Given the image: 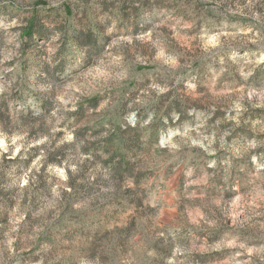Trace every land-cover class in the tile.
Listing matches in <instances>:
<instances>
[{"label": "rangeland", "instance_id": "obj_1", "mask_svg": "<svg viewBox=\"0 0 264 264\" xmlns=\"http://www.w3.org/2000/svg\"><path fill=\"white\" fill-rule=\"evenodd\" d=\"M0 264H264V0H0Z\"/></svg>", "mask_w": 264, "mask_h": 264}, {"label": "trees", "instance_id": "obj_2", "mask_svg": "<svg viewBox=\"0 0 264 264\" xmlns=\"http://www.w3.org/2000/svg\"><path fill=\"white\" fill-rule=\"evenodd\" d=\"M23 35L28 36L30 39L33 38V25H31L27 30L23 31Z\"/></svg>", "mask_w": 264, "mask_h": 264}]
</instances>
